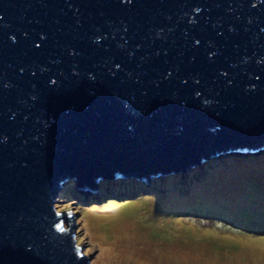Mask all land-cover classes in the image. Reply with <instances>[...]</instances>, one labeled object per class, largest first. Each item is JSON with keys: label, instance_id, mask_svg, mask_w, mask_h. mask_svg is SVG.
Segmentation results:
<instances>
[{"label": "water", "instance_id": "1", "mask_svg": "<svg viewBox=\"0 0 264 264\" xmlns=\"http://www.w3.org/2000/svg\"><path fill=\"white\" fill-rule=\"evenodd\" d=\"M262 152L264 0H0V264H91L72 186Z\"/></svg>", "mask_w": 264, "mask_h": 264}, {"label": "rangeland", "instance_id": "2", "mask_svg": "<svg viewBox=\"0 0 264 264\" xmlns=\"http://www.w3.org/2000/svg\"><path fill=\"white\" fill-rule=\"evenodd\" d=\"M236 155L154 185L117 178L120 191L88 195L74 186L78 200L61 193L56 207H70L91 264H264V219L243 216L264 211V152ZM191 175L196 183L173 191Z\"/></svg>", "mask_w": 264, "mask_h": 264}, {"label": "trees", "instance_id": "3", "mask_svg": "<svg viewBox=\"0 0 264 264\" xmlns=\"http://www.w3.org/2000/svg\"><path fill=\"white\" fill-rule=\"evenodd\" d=\"M237 154V153H236ZM236 154H231V156H223L221 159H208V160H205V161H203L201 164H199V165H197V168L198 167H204L205 169H207V170H209V166H210V164H213V162H220V164L223 162V161H227V159L228 158H233L234 159V157H236L237 155ZM242 154H245V153H241V156L240 157H243L242 156ZM238 155H240V154H238ZM225 158V160H223ZM195 167V166H194ZM193 167V168H194ZM196 168V169H197ZM193 171V170H192ZM208 172H210V170L208 171ZM191 173V172H190ZM176 174V173H175ZM202 176V175H201ZM160 177H163V179L164 178H166V176L165 175H163V176H157V177H153L152 179H151V185H154V184H156V183H158V182H160ZM173 177H177L178 178V176L177 175H174ZM169 178H172V177H169ZM167 179V178H166ZM177 180V179H176ZM196 180H198L197 179V177L196 176H194V177H192V175H191V179H189V180H184V182L183 183H176V185H174L173 187H174V192H177L178 191V193H183L184 191H186L187 190V188H188V185H189V183H196L197 181ZM174 182V181H173ZM215 184V186L214 187H216V186H218L216 183H214ZM68 187H69V185H68ZM116 188H119L118 186H115ZM164 187H165V189L167 190V189H169L170 190V188L168 187V185L167 184H165L164 185ZM62 193H65V197H67L68 198V195H71V196H73L74 198H76V199H74V200H78L77 199V197H76V193L74 192V190L72 189V190H67L66 189V192L65 191H63ZM155 196H157L156 194H154ZM165 195V194H164ZM211 208V207H210ZM245 212V211H244ZM262 215V216H261ZM243 216H247V218H251V219H254V221L256 222L257 220L256 219H258V218H263L264 219V211H261V210H257V211H253V212H248L246 215H243ZM252 217H254V218H252ZM257 226H261V225H257Z\"/></svg>", "mask_w": 264, "mask_h": 264}, {"label": "clouds", "instance_id": "4", "mask_svg": "<svg viewBox=\"0 0 264 264\" xmlns=\"http://www.w3.org/2000/svg\"><path fill=\"white\" fill-rule=\"evenodd\" d=\"M235 154V153H234ZM229 155V154H228ZM223 157V156H222ZM213 159H218V158H213ZM197 165H199V164H197ZM170 174H172V173H170ZM160 176H163V175H160ZM154 177H157V176H154ZM124 179H129V178H124ZM152 179V178H151ZM150 179V180H151ZM131 180H136V179H131ZM149 180V181H150ZM110 181V182H109ZM138 181H140V182H143L142 180H138ZM107 183V184H106ZM114 183H117L115 180H108L107 182H105L102 186L104 187V188H106V189H109L108 190V192H110V193H112V192H114V191H120V189L119 188H116L115 186H118V185H115ZM145 183V182H144ZM143 183V184H144ZM149 183V182H148ZM108 184H113V185H108ZM109 186V187H108ZM135 186H137V185H135ZM134 186V187H135ZM103 187H101V188H98V189H93V190H90V193H94V192H98L100 189H102ZM119 187V186H118ZM74 190V192L76 193V197H77V199H78V191H75V187L74 186H72L71 188H69V190ZM126 189V188H125ZM63 191H65L66 192V190H63ZM62 191V192H63ZM101 192H103V190H100ZM61 192V193H62ZM82 192V191H81ZM82 194H84V193H82ZM61 195V194H60ZM59 231H64V230H59Z\"/></svg>", "mask_w": 264, "mask_h": 264}, {"label": "bare ground", "instance_id": "5", "mask_svg": "<svg viewBox=\"0 0 264 264\" xmlns=\"http://www.w3.org/2000/svg\"><path fill=\"white\" fill-rule=\"evenodd\" d=\"M251 154H256V153H251ZM131 186H132V185H131ZM76 188H77V187H76ZM93 188H95V187H93ZM93 188H91V189H93ZM78 189H79L80 191L83 189L82 192H85V189H84V188H80V187H79ZM89 193H90V191H89ZM89 193H88V194H89ZM88 194H87V195H88Z\"/></svg>", "mask_w": 264, "mask_h": 264}]
</instances>
